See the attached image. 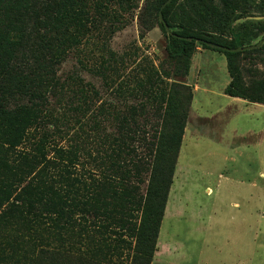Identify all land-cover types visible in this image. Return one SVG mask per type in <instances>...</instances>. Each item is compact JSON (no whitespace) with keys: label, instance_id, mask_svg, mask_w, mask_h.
Returning a JSON list of instances; mask_svg holds the SVG:
<instances>
[{"label":"rangeland","instance_id":"obj_1","mask_svg":"<svg viewBox=\"0 0 264 264\" xmlns=\"http://www.w3.org/2000/svg\"><path fill=\"white\" fill-rule=\"evenodd\" d=\"M20 1L26 51L53 54L56 82H44L42 118L22 148L44 140L52 158L75 149L76 171L94 179L85 218L107 228L74 227V248L109 245L117 264H130L158 145L175 126L172 102L188 116L151 264H264V110L225 95V55L198 46L171 59L160 0ZM214 1L235 22L264 19L259 0ZM239 63L247 83L264 79V52ZM1 264H16L11 252Z\"/></svg>","mask_w":264,"mask_h":264},{"label":"trees","instance_id":"obj_2","mask_svg":"<svg viewBox=\"0 0 264 264\" xmlns=\"http://www.w3.org/2000/svg\"><path fill=\"white\" fill-rule=\"evenodd\" d=\"M167 1L160 0L156 11L158 26L167 39L168 56L177 60L190 58L198 46L224 54L231 78L225 94L264 105V79L247 83L239 63L243 56L263 54L264 41L259 46L262 42L259 39L264 35V19L235 22L214 0H173L164 6ZM259 1L264 13V0ZM225 5L233 7L227 0ZM22 8L25 7L20 0H0V148L3 150L0 156V264L7 252L12 253L16 264H68L71 259L75 264H117L114 253L108 251L109 245L74 248L67 235L76 226L94 227L96 232L107 230L103 222L86 219L85 213L90 207L86 199L94 179L89 177L88 181L87 176L76 171L80 161L78 152L71 147H57L56 157L52 158L53 150L44 140L31 152L22 148L29 131L42 118L41 88L49 78L52 84L56 83L53 54L44 55L39 49L26 51L30 36L24 19L29 16V10ZM161 11L169 32L160 21ZM11 32L17 35L16 40L12 39ZM205 42L229 49L256 48L228 52ZM42 68L48 70L43 72ZM23 96L28 97L27 104L18 103L17 99ZM171 108L175 126L166 136H161L158 145L147 199L141 207L144 218L130 264H151L173 184L188 111L182 110L186 115L177 114L180 108L172 102ZM107 180L110 182L107 193L114 199L117 195L114 181L110 177Z\"/></svg>","mask_w":264,"mask_h":264},{"label":"water","instance_id":"obj_3","mask_svg":"<svg viewBox=\"0 0 264 264\" xmlns=\"http://www.w3.org/2000/svg\"><path fill=\"white\" fill-rule=\"evenodd\" d=\"M172 1L173 0H168L164 6H166L167 4L171 3ZM160 21L165 25L166 30L169 32L170 29H169L167 23L164 20L162 11L160 12ZM263 41L259 44V46H261ZM205 43L208 46H210V47H213V48H216V49H220L222 51H228V52H242V51H246V50H250V49L256 48V46H251V47H240V48H237V49H229V48H226L224 46H221V45H218V44H215V43H211V42H205Z\"/></svg>","mask_w":264,"mask_h":264},{"label":"crops","instance_id":"obj_4","mask_svg":"<svg viewBox=\"0 0 264 264\" xmlns=\"http://www.w3.org/2000/svg\"><path fill=\"white\" fill-rule=\"evenodd\" d=\"M199 89L200 88L198 86H196L195 87V92H197ZM231 99H233V102H235V103L246 104V106H249V104H254V103H250V102H248L246 100H243V99H240V98H233V97H231ZM255 105L259 106L261 109L264 110V105H262V104H255Z\"/></svg>","mask_w":264,"mask_h":264}]
</instances>
